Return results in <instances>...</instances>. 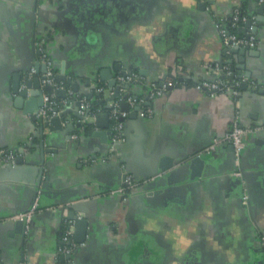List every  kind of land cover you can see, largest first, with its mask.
Wrapping results in <instances>:
<instances>
[{
  "label": "crops",
  "instance_id": "1",
  "mask_svg": "<svg viewBox=\"0 0 264 264\" xmlns=\"http://www.w3.org/2000/svg\"><path fill=\"white\" fill-rule=\"evenodd\" d=\"M259 5L258 0H0V150H16L24 160L0 165V264H264ZM235 9L256 18L239 29L259 39L247 51L246 70L238 69L241 55L226 51L220 34L219 22L227 25ZM41 49L52 57L57 80L78 85L77 92L70 83L62 89L65 97L57 92L59 100L72 96L62 129L39 128L42 120L15 103V75L41 64ZM40 66L38 77L44 73ZM221 66L231 75L220 73ZM106 69L116 78L124 71L138 73L150 86L133 84L117 93L102 79ZM249 72L239 96L197 86L221 76L242 84ZM249 81L262 90H252ZM100 84L106 86L102 95L96 91ZM164 86L166 91L153 95ZM113 97H121V105L128 102L130 112L125 140L111 150L110 140L95 132L101 131L96 116L109 112ZM84 99L101 100L87 121L91 132L78 126L75 113ZM237 116L251 128L243 136L240 166L225 139ZM196 156L204 165L193 176ZM164 157L173 159L166 172L176 181L159 187L157 178L141 172ZM126 173L138 175L137 186L121 194L116 190ZM39 180L68 192L69 200L42 204L23 235L9 217L31 209ZM72 211L89 221L84 243L75 239Z\"/></svg>",
  "mask_w": 264,
  "mask_h": 264
},
{
  "label": "built area",
  "instance_id": "2",
  "mask_svg": "<svg viewBox=\"0 0 264 264\" xmlns=\"http://www.w3.org/2000/svg\"><path fill=\"white\" fill-rule=\"evenodd\" d=\"M260 4H264V0H258ZM232 20L234 21L233 27H238V22L242 21L244 24L251 21L252 23L256 20L255 17L248 18L246 16L242 17L241 10L235 9ZM241 26V25H239ZM220 34L223 38L225 46L227 48H256L259 45V39L256 34H246V35H238L232 33L229 30L228 24L226 25L224 21L219 22ZM41 64H44L47 69L46 71L40 75L41 77V85L44 90L45 104L42 108L39 109L37 113V117L42 120V123L50 120L51 118L60 115L65 112L71 103V97L59 100L57 96V92L62 89H66L64 82H59L57 80V74L55 72V65L52 60V57L48 54L45 49H41ZM220 73L225 75H231L229 67H220ZM39 76L38 69L36 67H32L28 72H26L23 76L22 88L28 87V83L32 82L35 78ZM119 84H128L133 85L137 84L139 86H150L149 83L145 81V79L138 73H132L127 75H120L117 77ZM242 81L248 83V78L243 77ZM250 87L252 90H262L258 83L255 81H249ZM241 82H237L232 80L229 82L225 80V77L216 78L214 80H203L200 81L197 85L198 87L206 90L207 92L217 93V92H231L234 96H239V88ZM121 88L118 87L119 91ZM167 86L156 88L154 90L153 95L156 94L161 95L164 91H166ZM96 91L102 95L106 91V86L100 84L96 87ZM152 91V90H151ZM116 100V99H115ZM112 101L113 103L109 107L110 112V120H111V131L112 135L110 136V144L111 150L118 144L125 140L124 127L125 121L128 117V112H125L121 109V99L116 101ZM92 104L84 99L80 101V108L78 110V122H87L88 119L98 113V111H91ZM90 112V113H89ZM91 116L87 117V114ZM80 123V124H81ZM251 128L243 126L240 122L239 116L233 120V125L231 130L226 136V140H228L233 146L235 151V159L239 166L241 165V156L244 148L243 136L247 131H250ZM18 159V152L13 149H1L0 150V165L2 166H16ZM240 169V168H239ZM237 175H241V172H237ZM160 176V175H158ZM156 178V177H154ZM137 186L136 177L131 173H126L123 179V185L116 190V192L121 194H126L131 192ZM41 210V204L39 199H37L34 205L25 213L10 216L9 219L18 221H26L29 226L33 216ZM68 236H72L71 228L67 231ZM264 243V239H263ZM68 252L72 251V248L66 249Z\"/></svg>",
  "mask_w": 264,
  "mask_h": 264
},
{
  "label": "water",
  "instance_id": "3",
  "mask_svg": "<svg viewBox=\"0 0 264 264\" xmlns=\"http://www.w3.org/2000/svg\"><path fill=\"white\" fill-rule=\"evenodd\" d=\"M204 6H206V5L204 4ZM257 13L260 14V16L258 17V20L261 22H264V16H263L264 4L259 5ZM247 24H248V26H251L252 22L249 21ZM229 49H231L232 53L241 55V58H240L241 64L238 66V69L239 70H246V67H247V65H246V54H247V51L250 49L249 48H233V49L227 48L226 51H229ZM251 54L254 55L255 53L253 52ZM37 65L38 66H36V67L38 69V72L40 73V70H41L40 65L41 64H37ZM31 68L32 67L19 69L20 73L15 75L13 90H14V93L16 94V99H15L16 106L20 109H24L25 113L32 114L34 119H37V113L39 112V109L42 108L45 104L44 90L42 89V85H41V77H37L32 82H29L28 87L22 88L23 76ZM46 69H47V67L44 65L42 67V72H45ZM123 74L127 75L128 72L124 71ZM144 74H146V73H144ZM101 76H102L103 81L108 82L110 88H112V89L117 88V93L119 92L118 87L128 88L130 86L128 84H121L120 85L118 82V79L113 75L111 70H108V69L103 70L101 72ZM245 76L250 77L251 73L250 72L246 73ZM59 79L64 80V79H66V77L65 76H59ZM68 83L73 85L74 90L76 92L79 90L78 85L76 83H73V81L68 80ZM241 87L243 89H247V83L246 82L242 83ZM60 93H61L62 97H65L67 95L66 90H61ZM87 96L89 98H92L93 94L87 93ZM115 99L116 98L113 97V98L109 99V101H114ZM78 106L80 107V102L78 103ZM121 108L125 112H130V105L128 104V102L123 103L121 105ZM69 112H70L69 110H66L65 112L61 113L60 115L55 116V117L51 118L50 120L43 122L41 124L42 127L45 128V127H49L50 125H52L54 127L53 129H62L63 125H64L63 120L66 117V115L69 114ZM75 113H76V115H78V111H76ZM89 113L87 114V117L91 116ZM96 121L99 124V126L101 127V131L95 132V135L103 138V140L108 143L110 140V136L112 135V131L110 129L111 128L110 113L109 112L98 113V115L96 116ZM78 126L82 127V125H80V124ZM68 127L70 129L75 128L73 125H69ZM42 147H44V141L42 142ZM232 147H234V146L232 145ZM23 161H24L23 158H21V157L18 158L17 159V165L22 163ZM172 164H173L172 158L164 157L160 160L158 165L150 166L147 168L146 171H142L141 176H143V177H146V176L156 177L158 179L157 184L159 187L170 185L176 181V179L172 175H168L166 172V170L169 169ZM203 165H204V160L200 156H196L192 159L191 168L194 170L193 176L200 175V172H201ZM10 167H12V166H10ZM160 171H162V172H160ZM158 175H160V176H158ZM137 176L138 175H135L136 178H137ZM38 183L39 184H38V188H37V197H38L37 199H39L41 205L43 204V206L44 205L45 206H57V205H59V202H57V201L63 200L60 203L64 204L65 201L69 200L68 192H62L59 190H54L51 182H49V181L43 182V181L39 180ZM69 219L74 222L76 241L78 243H84L86 241L87 228L89 226V221L87 219L77 218L76 212H74V211H72L70 213ZM28 227L29 226L27 225L26 221L18 220L16 222V230L18 233H21L24 235L26 233ZM66 258L71 259L72 255L67 254Z\"/></svg>",
  "mask_w": 264,
  "mask_h": 264
},
{
  "label": "trees",
  "instance_id": "4",
  "mask_svg": "<svg viewBox=\"0 0 264 264\" xmlns=\"http://www.w3.org/2000/svg\"><path fill=\"white\" fill-rule=\"evenodd\" d=\"M241 15H242V17L245 16L243 12H241ZM233 23H234V21H233L232 19L229 20V22H228L229 30H230L232 33H235V34L241 35V33H240V31H239V29H240V26H239V25L243 26L244 23H243L242 21L238 22V27H233ZM59 82H60V81H59ZM68 84H69V83L64 82L65 87H69ZM103 85H104V84H103ZM119 99H121V97H120ZM100 101H101V100H99V99H97V100H91V104H92V106H91V111L94 112V111H97V110H98V108L100 107V106H99V105H100ZM37 126L40 128L42 125H41V124H38ZM82 127H83L82 129L85 130V131H87V132H91V131L93 130V125H91V124L88 123V122H83V126H82Z\"/></svg>",
  "mask_w": 264,
  "mask_h": 264
}]
</instances>
